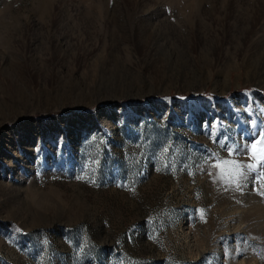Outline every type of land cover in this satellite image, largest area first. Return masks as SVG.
<instances>
[{
    "label": "rangeland",
    "instance_id": "rangeland-1",
    "mask_svg": "<svg viewBox=\"0 0 264 264\" xmlns=\"http://www.w3.org/2000/svg\"><path fill=\"white\" fill-rule=\"evenodd\" d=\"M261 140L264 0H0V264H264Z\"/></svg>",
    "mask_w": 264,
    "mask_h": 264
},
{
    "label": "snow or ice",
    "instance_id": "snow-or-ice-1",
    "mask_svg": "<svg viewBox=\"0 0 264 264\" xmlns=\"http://www.w3.org/2000/svg\"><path fill=\"white\" fill-rule=\"evenodd\" d=\"M258 145H259V148H258ZM252 150H253L252 156L254 160H256L257 162L264 161V140L257 141L256 144H253ZM225 164H228V162L225 161ZM249 167L252 169H255L256 164L249 165ZM262 181H264V174H262Z\"/></svg>",
    "mask_w": 264,
    "mask_h": 264
}]
</instances>
